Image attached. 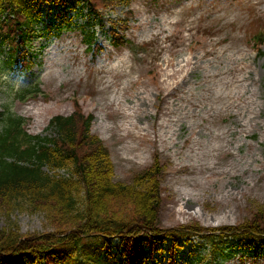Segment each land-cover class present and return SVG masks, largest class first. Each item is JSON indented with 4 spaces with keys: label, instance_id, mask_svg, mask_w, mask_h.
Returning a JSON list of instances; mask_svg holds the SVG:
<instances>
[{
    "label": "rangeland",
    "instance_id": "rangeland-1",
    "mask_svg": "<svg viewBox=\"0 0 264 264\" xmlns=\"http://www.w3.org/2000/svg\"><path fill=\"white\" fill-rule=\"evenodd\" d=\"M128 8L130 17L124 15ZM128 8L108 11L105 27L98 30L97 54L78 31H68L60 38H36L27 45L26 58L33 63L28 77L15 80L13 72L4 76L0 66V111L11 106L16 116L26 118L27 133L46 136L51 119L73 114V98H78L81 112L93 115L91 133L108 148L117 181L133 183L158 158L160 228L196 225L216 235L221 227L256 219L264 226V43L258 53L253 49L255 35L264 31V0H133ZM119 21L127 24L119 34L130 43L116 48L112 23ZM247 63L251 88L258 93L256 119L250 121L244 107L241 116L224 109L242 87L233 81L241 78L236 68ZM34 83L46 95L24 102L10 94L11 86ZM137 90L143 99H134L131 91ZM114 98L119 102L111 104ZM127 107L133 108L134 120L142 127L137 135L121 126L127 123L122 113ZM161 119L170 123L165 142L158 141L164 130L159 129ZM240 119L252 126L234 144ZM227 138L232 139L231 148L224 147ZM194 139L197 143L191 149ZM234 155L248 159L237 163ZM228 166L231 170L225 174ZM212 172L215 178L206 180ZM203 178L206 185L200 187ZM181 191L194 194L186 211ZM110 206L122 218L135 216L126 201L113 199ZM46 207L0 208V230L13 227V222L25 234L55 229ZM180 252L179 264L184 260ZM232 254L224 264H264L262 253Z\"/></svg>",
    "mask_w": 264,
    "mask_h": 264
},
{
    "label": "trees",
    "instance_id": "trees-1",
    "mask_svg": "<svg viewBox=\"0 0 264 264\" xmlns=\"http://www.w3.org/2000/svg\"><path fill=\"white\" fill-rule=\"evenodd\" d=\"M43 1L0 0V55L7 54L6 64L12 63L22 44L38 34L40 21L47 24L45 35H60L70 26L66 8L45 21L36 12ZM124 1L88 3L94 8V19L99 21L104 9ZM6 45L10 46L8 52ZM0 117L5 125L0 134V208L11 210L23 204L42 208L48 204L55 228L50 233L25 234L13 222V227L0 230V264H146V247L155 249L161 233L183 236L192 229L200 230L196 225L182 226L181 235L174 229H160L158 163L139 173L132 184L115 180L110 152L98 136L91 134L92 117L81 110L67 117L55 116L50 137L28 135L12 113H0ZM62 169L66 173L60 174ZM113 199L133 205L135 216L122 218L110 206ZM259 221L225 228L236 234L264 235ZM113 235L122 238V259H116L111 251ZM91 238L103 240V246L86 242ZM221 246L220 240L213 244L209 264H220L227 258ZM206 258L200 257L198 264Z\"/></svg>",
    "mask_w": 264,
    "mask_h": 264
},
{
    "label": "bare ground",
    "instance_id": "bare-ground-1",
    "mask_svg": "<svg viewBox=\"0 0 264 264\" xmlns=\"http://www.w3.org/2000/svg\"><path fill=\"white\" fill-rule=\"evenodd\" d=\"M246 57H247V55L244 56L243 58H245V60H246L247 59ZM188 60H189V57L184 58L183 61H188ZM180 64H182V62H180ZM250 67L251 66L247 63V64H244V65L236 68L237 71H240L239 74H241V76H240L241 78H237L236 80H233V81H237L238 83H240L239 85L242 86V87H241V90H240L239 93H236L235 95H231L230 96V99H231L230 103L227 106L224 107L225 110H228V111L236 114L237 116H241V114H242L241 110L244 107L246 112L248 111L247 113L249 115H248L247 119L249 121L252 119V117H254L256 119V114L255 113L257 112V108H258L257 102H256V99L258 98V93H257L256 90H252L251 84H250V81H252V78L248 74L250 72V70H249ZM133 84H136V82H134ZM232 85H234V87L237 86L235 83H233ZM131 92H132V94L134 96V99H135L136 96L140 97L142 99L144 98L143 95H142V92H140V90L131 91ZM116 101L119 102V98L117 100H116V98H114L112 100L111 104H115ZM117 109L119 111H121L122 108L117 107ZM132 109H133L132 107H127L125 109L126 112H124L122 110V113L127 118L126 119L127 123H124L121 126L125 127L128 131H134L133 133L137 135L142 130V127H139V125H137V123L135 122V120H134L135 113L132 114L133 113ZM193 112L196 115V110H194ZM207 118H209V117L207 116ZM158 125H159V129L164 127L163 132L160 133L161 137H159L158 141H160V142L164 141L165 142L166 139H167L166 133L169 132L168 129L170 127V123L166 119H163V120L161 119V122ZM251 126H252L251 124H249L247 122H244L242 119H240L238 121L237 127H235L236 131L233 133V134L236 135V137L234 138L235 139L234 140V144H236L240 140L241 136H243L244 134H246V135L248 134L249 129H250ZM144 128L147 129V130L149 129L148 126H145ZM237 133H240V134L237 135ZM174 140L175 139L173 138V143H174ZM171 142H172V138H171ZM196 143H197V141L194 139L192 145L190 146V148L194 149V147L196 146L195 145ZM231 144H232V139L231 138L230 139L227 138L226 144H225V146L224 145L223 146L226 147V148H231ZM240 146H242V144ZM243 159H248V158L244 157V156H236V155L233 156V161L237 162V163H242ZM209 166H212V164H210ZM245 167H248V168L252 169L249 164H246ZM223 170H224V172L226 174V173H229L231 169L228 166L227 168H225ZM222 173H219L217 175H221ZM215 176H216V174H213V172H212L210 175L206 176V180H208V181L213 180L215 178ZM204 179L205 178L201 179L198 182V185H200V187H203V186L206 185ZM193 196H194L193 192H190V193L189 192H184L183 193V191H181V196L180 197H182V199H185V203H186V205L183 206L182 211H186L187 207L190 208L189 204H190V201L192 200Z\"/></svg>",
    "mask_w": 264,
    "mask_h": 264
}]
</instances>
